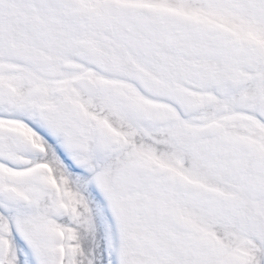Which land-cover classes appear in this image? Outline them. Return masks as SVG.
<instances>
[{"label":"snow or ice","instance_id":"1","mask_svg":"<svg viewBox=\"0 0 264 264\" xmlns=\"http://www.w3.org/2000/svg\"><path fill=\"white\" fill-rule=\"evenodd\" d=\"M0 264H264V0H0Z\"/></svg>","mask_w":264,"mask_h":264}]
</instances>
